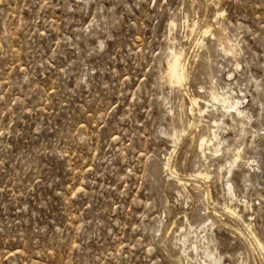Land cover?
Masks as SVG:
<instances>
[{"label":"rangeland","instance_id":"rangeland-1","mask_svg":"<svg viewBox=\"0 0 264 264\" xmlns=\"http://www.w3.org/2000/svg\"><path fill=\"white\" fill-rule=\"evenodd\" d=\"M207 252L264 264V0H0V264Z\"/></svg>","mask_w":264,"mask_h":264},{"label":"bare ground","instance_id":"bare-ground-1","mask_svg":"<svg viewBox=\"0 0 264 264\" xmlns=\"http://www.w3.org/2000/svg\"><path fill=\"white\" fill-rule=\"evenodd\" d=\"M208 31H209V28L207 27V29L204 32L207 33ZM235 47L236 46L231 45L229 51L227 50L226 52L234 53L232 51H234ZM225 48L227 49V47H225ZM182 59H183V51L182 50L173 52L171 59L168 63V70H167V79L172 83L174 81H176L178 84H181L184 77H185L184 67L182 65L183 64ZM212 98L215 101V103H216V101H217V103L218 102L221 103L222 104L221 106H223V108L226 109L227 111L235 113L236 116L244 117L245 112L241 108L242 103H241L240 99L228 97V96H226V94L224 95V93H223V95L217 94V92L212 93ZM191 101H192V106H196V107L198 106V100L196 98H193ZM199 111L201 112L200 109H199ZM213 125L215 127H218L217 121H214ZM213 136L216 138V133H213ZM208 142H210L209 144H212L211 138L208 141L206 139V137L202 136L200 138V141H199V148L203 149L205 146L209 145ZM213 142H215V141H213ZM220 145H221V142L217 141L215 148H213L215 152L218 153V151H220V150H218ZM203 154H204V152H203ZM240 158H241V155H240L239 150H238L237 153L235 154V160L234 161L237 162ZM200 175H206V174H200ZM180 182H181V184H184L181 180H180ZM229 191L231 193L230 187H229ZM227 212H229L231 215H233V210L230 207H227ZM189 234H190V232L188 234H186L184 238H186V236H188ZM206 257L209 258V260H210L209 264H222L220 261V258L214 257L213 254H211L210 252L206 253Z\"/></svg>","mask_w":264,"mask_h":264}]
</instances>
